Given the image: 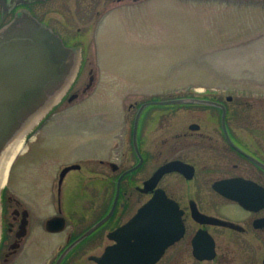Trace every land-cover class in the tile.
<instances>
[{
  "label": "flooded vegetation",
  "instance_id": "flooded-vegetation-1",
  "mask_svg": "<svg viewBox=\"0 0 264 264\" xmlns=\"http://www.w3.org/2000/svg\"><path fill=\"white\" fill-rule=\"evenodd\" d=\"M147 1L0 0V28L29 14L78 52L45 119L92 92L99 23ZM180 98L217 104L158 103ZM236 101L199 88L135 95L115 131L96 110L94 152L67 159L48 143L13 182L20 152L1 192L0 264H264V112Z\"/></svg>",
  "mask_w": 264,
  "mask_h": 264
},
{
  "label": "rangeland",
  "instance_id": "rangeland-1",
  "mask_svg": "<svg viewBox=\"0 0 264 264\" xmlns=\"http://www.w3.org/2000/svg\"><path fill=\"white\" fill-rule=\"evenodd\" d=\"M125 8L92 33L98 74L92 92L34 126L13 165V182L24 159L48 143H59L48 150L67 159L94 152L96 110L109 111L115 131L135 95L219 90L264 112V0H149ZM84 80L83 74L74 89Z\"/></svg>",
  "mask_w": 264,
  "mask_h": 264
},
{
  "label": "water",
  "instance_id": "water-1",
  "mask_svg": "<svg viewBox=\"0 0 264 264\" xmlns=\"http://www.w3.org/2000/svg\"><path fill=\"white\" fill-rule=\"evenodd\" d=\"M77 57V50L32 15L0 28V165L11 144L33 124L27 135L71 87L80 67ZM196 101L217 104L198 98L158 103ZM144 214L141 210L138 217Z\"/></svg>",
  "mask_w": 264,
  "mask_h": 264
},
{
  "label": "bare ground",
  "instance_id": "bare-ground-1",
  "mask_svg": "<svg viewBox=\"0 0 264 264\" xmlns=\"http://www.w3.org/2000/svg\"><path fill=\"white\" fill-rule=\"evenodd\" d=\"M32 125L33 124H30V126L26 130H24L22 135H20L6 151L3 161L0 165V186L5 183L9 167L14 156L24 149L26 142V132H28L32 128Z\"/></svg>",
  "mask_w": 264,
  "mask_h": 264
}]
</instances>
